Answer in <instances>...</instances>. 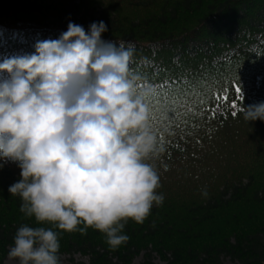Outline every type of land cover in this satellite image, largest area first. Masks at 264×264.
I'll list each match as a JSON object with an SVG mask.
<instances>
[{"label": "trees", "instance_id": "16d2710c", "mask_svg": "<svg viewBox=\"0 0 264 264\" xmlns=\"http://www.w3.org/2000/svg\"><path fill=\"white\" fill-rule=\"evenodd\" d=\"M31 1L0 0V52L31 53L37 40L57 38L70 20L85 29L103 20L108 26L105 40L134 46L129 66L139 78L138 88L150 89L146 97L166 79H180L179 91L188 92V103L178 108L176 121L151 123L158 127L153 129L163 149L153 161L160 177L158 192L168 191L165 205L175 213L181 208L193 214L174 222L162 206L154 205L146 222L126 223L123 231L129 239L114 250L99 230L65 231L70 235L60 242L59 255H89L90 264H134V257L145 251L140 264H156L154 252L167 264H222L223 259L264 264V222L243 234H217L215 240L193 243L214 223L233 221L236 214L238 220L251 221L264 209V182L258 186L253 177L264 176V121L249 122L243 116L245 105L264 101V0H163L161 15L144 23L129 20L126 9L147 8L158 0H126L127 6L117 0H80L78 15L81 8L84 14L101 10V16L91 20L71 17L63 8L71 0ZM19 179L0 172V191L10 193L9 185ZM18 198L13 195L6 206L12 205L0 208V264H6L18 227L39 226L20 211ZM198 200L202 202L191 205ZM196 228L198 235L192 232ZM174 234L181 242L168 247L162 238Z\"/></svg>", "mask_w": 264, "mask_h": 264}, {"label": "clouds", "instance_id": "9594fccd", "mask_svg": "<svg viewBox=\"0 0 264 264\" xmlns=\"http://www.w3.org/2000/svg\"><path fill=\"white\" fill-rule=\"evenodd\" d=\"M107 31L103 20L87 29L70 20L33 52L0 59V169L17 164L8 191L39 225L16 230L7 256L19 264H61L62 232L88 227L114 250L129 239V219L143 223L164 201L150 89L130 69L132 43L105 40ZM243 116L264 121V101Z\"/></svg>", "mask_w": 264, "mask_h": 264}, {"label": "rangeland", "instance_id": "374dc122", "mask_svg": "<svg viewBox=\"0 0 264 264\" xmlns=\"http://www.w3.org/2000/svg\"><path fill=\"white\" fill-rule=\"evenodd\" d=\"M33 1V0H32ZM31 1V2H32ZM121 1L123 4H125L127 6V3L125 2L126 0H117V3ZM165 1V0H164ZM69 3L65 2L63 3V5H65L63 8L68 10V12L70 13V16L75 18V17H81L83 16L85 19L87 20H91V19H98L100 16H101V10L98 8L96 9H92V10H89L87 14H84L85 12V8H81L80 11H79V15L76 14L75 12V6L80 2V0H71V1H68ZM48 4H51V2H48ZM47 4V5H48ZM163 3V0H158V2H155L154 4L148 6L147 8H128L126 10H129V12H126V16L128 17V19L130 20H133V21H137V22H140V23H144L143 20L144 19H149L151 16H155L156 18H158L160 15H161V6H162ZM91 7V5H88ZM91 8H94V7H91ZM124 10V9H123ZM122 10V11H123ZM114 14H117L118 11H114L113 12ZM153 128L155 129H158V127H154ZM159 134V133H158ZM162 162L165 163V160H163ZM163 168H166L167 166L164 164L162 165ZM17 166L13 165V164H5V166L0 169V172H3V171H6V172H11L13 174H15L17 177H20L19 173H20V170L16 169ZM178 170L181 168V166H177L176 167ZM254 180L257 182L258 186L260 184H262L264 182V176H263V173H258V174H254ZM247 180V177H244V182ZM6 183H4L5 185ZM161 189L158 188L157 191H160ZM165 191V190H164ZM168 191H165V194L164 195V201L161 205L159 206H162L164 208V210L166 212H168V217L171 216L172 218V221L174 222H182L184 220H187L193 213H189L188 209H181L178 211V214L175 213L174 211H172L166 204V201L167 200H170V197H168ZM170 195L172 196V194L170 193ZM13 195L11 193H7L6 191H0V208L3 209V208H9L12 204H7L8 200L10 197H12ZM21 199V198H20ZM18 201H20V203H22L21 200H19L18 198ZM204 202H207L208 200L206 199V197L203 199ZM202 200H198L196 201L195 203L191 202V205L193 204H197V203H201ZM168 203V202H167ZM177 204H184L186 206H189L190 203H177ZM234 207L237 208L236 206H233L232 210H234ZM260 215L251 220V221H243L242 218L241 219H237V216L238 214H236L234 217H233V221H229V222H226V223H214V225H212L206 233H204L203 235V238L200 239V240H194L193 243H195L197 246L201 245L202 243H206L205 241H209V240H215L216 238H218L216 235H224V234H234V233H237V234H243L244 232H247L249 231L250 229H252L254 226H259V223L260 222H264V221H260L261 220H264V209L261 210L260 212ZM0 215H1V211H0ZM168 217H165V218H168ZM148 220V218H146L144 220V222H146ZM237 220V221H235ZM255 220H259V222H256ZM35 221V220H34ZM128 222H134L133 220L129 219ZM243 222H246V223H243ZM43 226H49V225H43ZM90 228V227H88ZM193 234H197L200 232V229L199 228H196L194 230H192ZM230 234V236H231ZM67 235H70L69 233H65V232H62L61 236H60V242H63V240H65L66 238H68L69 236ZM213 236V237H212ZM237 236H241V235H237ZM164 239L165 242H167V246L170 247L171 245L173 247H176L178 244H180L181 242V239H180V236L177 235V234H174V235H171L169 237H164L162 238ZM106 242V240H104ZM107 244V243H106ZM8 250H9V247H8ZM61 250H63L61 248ZM150 250H152L151 246H150ZM168 250V248H167ZM156 251V250H155ZM168 253H170L168 251ZM145 254L146 252L145 251H141V253H138L134 259H133V263L134 264H140L144 261L145 259ZM154 254V257H153V261L154 263L156 264H167V261H164L160 258V255H157L156 252L153 253ZM60 259H61V264H90V257L89 255H82V254H75V255H67L65 253H62L61 256H60ZM5 263L6 264H19L18 260L17 259H9L8 256L6 257L5 259ZM222 264H236L234 263L232 260L230 259H223L222 260Z\"/></svg>", "mask_w": 264, "mask_h": 264}, {"label": "snow or ice", "instance_id": "6c2138e0", "mask_svg": "<svg viewBox=\"0 0 264 264\" xmlns=\"http://www.w3.org/2000/svg\"><path fill=\"white\" fill-rule=\"evenodd\" d=\"M181 82L180 79L162 80L155 85L158 91L152 97L144 98L149 112L151 113L150 119L153 124L157 122L176 121L181 115L178 108L188 103V92L185 90L181 93L178 89V85H180ZM235 91L238 95L241 94L238 84L235 85ZM233 107H235V104H233ZM233 115H235V113H233Z\"/></svg>", "mask_w": 264, "mask_h": 264}]
</instances>
